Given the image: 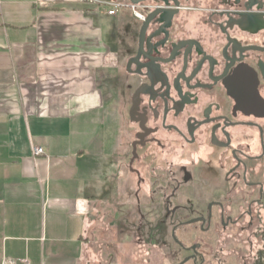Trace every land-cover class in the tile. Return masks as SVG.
<instances>
[{"label":"crops","instance_id":"1","mask_svg":"<svg viewBox=\"0 0 264 264\" xmlns=\"http://www.w3.org/2000/svg\"><path fill=\"white\" fill-rule=\"evenodd\" d=\"M105 2L0 0V264H82L93 209L124 175L119 98L135 20L130 4ZM228 232L218 252L253 264L239 244L251 232ZM119 261L138 254L123 247Z\"/></svg>","mask_w":264,"mask_h":264},{"label":"flooded vegetation","instance_id":"2","mask_svg":"<svg viewBox=\"0 0 264 264\" xmlns=\"http://www.w3.org/2000/svg\"><path fill=\"white\" fill-rule=\"evenodd\" d=\"M134 7V51L124 68L132 92L120 139L138 213L143 204L203 205L187 224L204 233L251 232L263 245L250 257L258 264L264 0H147ZM235 206L245 209L234 215ZM199 247L188 249L196 264L203 261Z\"/></svg>","mask_w":264,"mask_h":264},{"label":"rangeland","instance_id":"3","mask_svg":"<svg viewBox=\"0 0 264 264\" xmlns=\"http://www.w3.org/2000/svg\"><path fill=\"white\" fill-rule=\"evenodd\" d=\"M124 79V91L119 98L122 132L126 129L124 114L132 92V83L127 80L126 75ZM128 159V156H123L124 162ZM131 180L132 176L128 174L118 179L117 188L108 202L93 209L87 234L88 245L82 264H120L119 250L123 247L136 250L139 264H196L195 260L187 262L190 255L188 249L199 243L203 247L201 254H204L205 258L198 264H230L228 256L221 255L219 247L227 244V236L233 237V234L221 232L223 241L218 242L217 235L210 236L200 231L199 224H187L199 215L198 212L205 206L143 204L139 214L138 206L131 198L135 190ZM112 186L109 179L106 192L103 191L106 194L103 196H107ZM244 209L245 206H235L237 211L234 215ZM176 226H179V230L174 236L173 229ZM186 234L193 238V241H189ZM254 239L252 233L239 239V244L245 246L247 255L253 256L263 246L261 240Z\"/></svg>","mask_w":264,"mask_h":264},{"label":"built area","instance_id":"4","mask_svg":"<svg viewBox=\"0 0 264 264\" xmlns=\"http://www.w3.org/2000/svg\"><path fill=\"white\" fill-rule=\"evenodd\" d=\"M105 4L108 6H114L115 8L123 7L122 4L118 2V0H106ZM131 8L133 11L135 10L134 6H131ZM115 12H116L115 10H112L110 11L109 14L114 15ZM33 154L35 156H41L44 154V150L42 148H33Z\"/></svg>","mask_w":264,"mask_h":264},{"label":"water","instance_id":"5","mask_svg":"<svg viewBox=\"0 0 264 264\" xmlns=\"http://www.w3.org/2000/svg\"><path fill=\"white\" fill-rule=\"evenodd\" d=\"M126 1L129 2L130 6H136V5L140 4V3L146 2L147 0H126ZM176 4L178 5V2H176ZM191 223H193V222H191ZM188 261H189V259L187 260V262Z\"/></svg>","mask_w":264,"mask_h":264},{"label":"trees","instance_id":"6","mask_svg":"<svg viewBox=\"0 0 264 264\" xmlns=\"http://www.w3.org/2000/svg\"><path fill=\"white\" fill-rule=\"evenodd\" d=\"M258 264H264V249L258 253Z\"/></svg>","mask_w":264,"mask_h":264}]
</instances>
